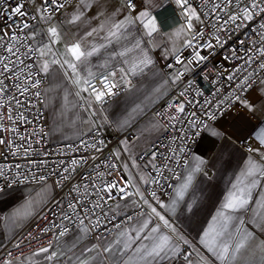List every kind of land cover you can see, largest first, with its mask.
I'll use <instances>...</instances> for the list:
<instances>
[{
    "label": "snow or ice",
    "instance_id": "6c2138e0",
    "mask_svg": "<svg viewBox=\"0 0 264 264\" xmlns=\"http://www.w3.org/2000/svg\"><path fill=\"white\" fill-rule=\"evenodd\" d=\"M122 92L131 110L116 131L147 119L113 145L100 132ZM66 118L75 138L51 153L45 137ZM39 121L49 132L29 131ZM9 155L0 219L37 221L13 248L52 238L0 264H264V0H0ZM21 185L41 199L14 203ZM181 223L206 226L193 239Z\"/></svg>",
    "mask_w": 264,
    "mask_h": 264
},
{
    "label": "crops",
    "instance_id": "0c3cea01",
    "mask_svg": "<svg viewBox=\"0 0 264 264\" xmlns=\"http://www.w3.org/2000/svg\"><path fill=\"white\" fill-rule=\"evenodd\" d=\"M133 83L137 85V87H139L142 91L147 90L148 80L145 77H137L134 79ZM144 103L149 104L147 100H145ZM149 107L151 109L152 105L149 104ZM130 110H131V105L128 99V94L124 93L123 95L118 96L109 106H107V109L104 115L107 117L108 123L102 130L110 134H114L115 132H117L115 129V122L125 119L128 113L130 112ZM68 118L74 119L75 117L72 115V113H69ZM68 118H66L64 126H62L58 131L52 132L50 134L51 140L53 142L66 141V139L64 138L65 136L73 137V139L75 138L77 126L68 124ZM146 119L147 117H144L138 120L133 125L135 127V130L137 127H142ZM108 125H111V126H108ZM50 128H51V121H49V129ZM79 128L82 129L83 131H87V128L85 125L80 124ZM229 131L231 132V129H229ZM241 164H242V156L238 153L237 156L232 160L231 165L227 167L226 171L217 173V178H216V181L214 182H218V185H219L218 191L222 192L224 190L226 182L232 176V173L236 171L238 166H240ZM19 188H20L21 198L16 200L14 203L16 204L23 203V198L27 196L28 191L32 192V196L37 201L41 199V196H37V193L41 191L39 186H29L28 188H26L25 186H20ZM11 207H12V204H9L7 207L0 206V212L6 213ZM211 214H214V208L210 206L207 209L204 218L210 219ZM180 226L188 233L189 238L194 239L196 238L197 233L200 230V227L206 226V225H187V224L181 223ZM18 230L20 229L13 228L11 224L0 219V246L6 240L14 236ZM66 239L71 240V237H67Z\"/></svg>",
    "mask_w": 264,
    "mask_h": 264
},
{
    "label": "built area",
    "instance_id": "2783aa9c",
    "mask_svg": "<svg viewBox=\"0 0 264 264\" xmlns=\"http://www.w3.org/2000/svg\"><path fill=\"white\" fill-rule=\"evenodd\" d=\"M12 2H14V0H12ZM162 63V61H161ZM124 92H122L119 96L123 95ZM117 97L113 98V100L110 102V104L116 99ZM167 99V97H164L163 99H161L160 101H158L156 103V105L153 107H151V111L149 112V115H151L152 112L158 110L159 108L162 107V105L164 104L165 100ZM32 116H29V119H31ZM38 125H41L44 127V131L45 132H49V123L47 125H44L43 121H39L36 124H33L31 126H27L29 128V131L31 130L32 127H37ZM24 130V126L21 127V131ZM135 132V127L133 126L131 129H129L127 132L124 133H119V132H115L114 134H110L107 133L103 130H101L100 135L105 138L108 141H112L113 145L115 144L116 140L122 136V135H131L134 134ZM88 138V137H85ZM45 140L47 141V147L49 152L54 153L56 152L58 149L62 148L65 144L73 142L72 140H66V141H61V142H53L51 140L50 135L45 137ZM17 143H20L19 140H17ZM16 158L11 157L9 155L8 160H4L3 158H0V163H8V162H14ZM23 186V185H21ZM32 186H36V185H32ZM20 187V186H19ZM37 221L35 219H33L31 222H29L24 228H21L20 230H18L14 236L11 237V242H10V238L8 240H6L1 246H0V256L6 255V253L8 251H12L14 255H19L20 251H23L24 253H31V251L35 248H38L40 246V244H47L48 240L51 239L52 237L49 236H44L41 238V240L39 242L33 241L31 243V245H29L27 240H24V242L21 245V249H15L13 248V243H15L18 240H23L24 236L27 234V232L29 230H31L35 223ZM41 223H43V221H41ZM35 234V232H34Z\"/></svg>",
    "mask_w": 264,
    "mask_h": 264
},
{
    "label": "rangeland",
    "instance_id": "374dc122",
    "mask_svg": "<svg viewBox=\"0 0 264 264\" xmlns=\"http://www.w3.org/2000/svg\"><path fill=\"white\" fill-rule=\"evenodd\" d=\"M69 135V134H68Z\"/></svg>",
    "mask_w": 264,
    "mask_h": 264
}]
</instances>
